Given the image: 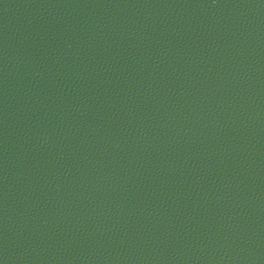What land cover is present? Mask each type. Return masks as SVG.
<instances>
[{"label":"water","instance_id":"95a60500","mask_svg":"<svg viewBox=\"0 0 264 264\" xmlns=\"http://www.w3.org/2000/svg\"><path fill=\"white\" fill-rule=\"evenodd\" d=\"M0 264H264V0H0Z\"/></svg>","mask_w":264,"mask_h":264}]
</instances>
